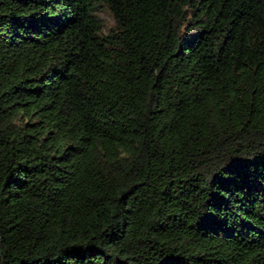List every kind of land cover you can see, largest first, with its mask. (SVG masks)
<instances>
[{"label":"trees","instance_id":"16d2710c","mask_svg":"<svg viewBox=\"0 0 264 264\" xmlns=\"http://www.w3.org/2000/svg\"><path fill=\"white\" fill-rule=\"evenodd\" d=\"M0 264H264V0H0Z\"/></svg>","mask_w":264,"mask_h":264},{"label":"rangeland","instance_id":"374dc122","mask_svg":"<svg viewBox=\"0 0 264 264\" xmlns=\"http://www.w3.org/2000/svg\"><path fill=\"white\" fill-rule=\"evenodd\" d=\"M98 15L103 20L105 26H113L114 21L110 12L106 8L102 7L101 10L98 12Z\"/></svg>","mask_w":264,"mask_h":264}]
</instances>
